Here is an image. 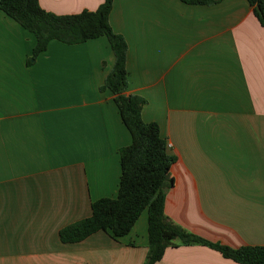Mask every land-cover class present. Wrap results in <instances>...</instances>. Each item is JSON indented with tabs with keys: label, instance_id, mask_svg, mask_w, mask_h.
Returning a JSON list of instances; mask_svg holds the SVG:
<instances>
[{
	"label": "crops",
	"instance_id": "crops-1",
	"mask_svg": "<svg viewBox=\"0 0 264 264\" xmlns=\"http://www.w3.org/2000/svg\"><path fill=\"white\" fill-rule=\"evenodd\" d=\"M55 14L102 0H39ZM127 42V93L146 99L176 156L165 213L207 240L264 246V26L248 0H114ZM37 38L0 9V264H144L148 212L114 238L63 242L62 228L115 197L130 144L115 94L102 89L115 56L106 36ZM169 246L156 264H240L206 245Z\"/></svg>",
	"mask_w": 264,
	"mask_h": 264
},
{
	"label": "trees",
	"instance_id": "trees-1",
	"mask_svg": "<svg viewBox=\"0 0 264 264\" xmlns=\"http://www.w3.org/2000/svg\"><path fill=\"white\" fill-rule=\"evenodd\" d=\"M187 4L211 5L221 0H181ZM255 16L264 26V0H248ZM114 0H102L97 10L76 14H55L45 10L39 0H0V9L36 35L32 60L45 51L51 40L67 44L83 43L106 36L115 61L102 89L115 94L122 121L131 134V142L119 150L121 177L115 197H102L92 202L90 216L80 219L59 232L63 242H78L100 231H110L114 238L128 234L144 210L148 212L149 251L144 264H156L169 246L202 244L219 251L224 257L240 264H264V246L244 245L238 248L207 240L189 232L165 213L167 188L173 186L171 167L176 156L159 124L146 122L142 109L146 99L127 93L126 67L128 45L109 22Z\"/></svg>",
	"mask_w": 264,
	"mask_h": 264
}]
</instances>
